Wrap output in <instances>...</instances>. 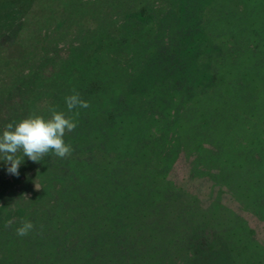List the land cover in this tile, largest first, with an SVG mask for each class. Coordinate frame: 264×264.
Instances as JSON below:
<instances>
[{
	"label": "trees",
	"instance_id": "trees-1",
	"mask_svg": "<svg viewBox=\"0 0 264 264\" xmlns=\"http://www.w3.org/2000/svg\"><path fill=\"white\" fill-rule=\"evenodd\" d=\"M157 1L155 10L154 0L145 4L138 0L132 7L126 4L127 14L121 18V14H115L121 22L113 19L110 23L106 14L98 22L99 28L92 34L83 28L77 44L69 40L62 53L57 45L43 50L41 55L36 50L28 51L32 55L25 60V77L16 67L22 50L17 52L14 48L29 43L24 36H33V30H24L28 25L26 14L37 3L0 0V50L11 52L9 62L0 63L1 74L5 73L4 77L0 74V132L8 123L15 125L30 116L50 118L51 109L63 112L77 124L64 136L72 146L71 154L61 158L49 153L41 160L48 162L50 158L55 178L59 175L63 180L54 200L61 193L66 198L59 204L57 199L54 205L66 207L64 201L69 200L68 221L73 225L66 245L79 251L76 264H117L123 260L130 264H214L220 257L225 260L223 253L230 259L227 264L239 263L241 249L235 254L226 236L236 234L235 230L244 229V225L229 226L232 217L226 215H233L229 209L217 201L203 208L165 179V171L172 163L169 156L177 153L181 138L193 130H183L185 122L192 127L195 124V137L208 144L207 151L193 153L196 164L200 163L201 175L225 186L243 207L264 220V56L258 54L241 65L234 63L240 71L235 84L223 78L221 84H216L224 93L213 101L219 110L211 111L206 106L201 111L195 109L194 94H188L187 89L197 87L199 82L185 75L188 69L196 70V64L188 59L196 49L195 33L191 31L195 27L178 23L187 8L183 5L185 0ZM251 1L240 2L247 7ZM233 5L244 7L237 2ZM257 5L263 9L264 1ZM133 7L140 9V18L135 16ZM163 7L167 9L165 14L174 11L167 13L164 20L158 16ZM76 8L78 16L86 21L93 16L87 14V9L78 5L75 11ZM99 9L94 8L96 12ZM200 11L207 12L204 8ZM54 12L51 9L46 20H51ZM144 14L148 18L142 20ZM74 15L71 13L69 20ZM153 22L157 32L152 40ZM18 23L24 33L4 48L1 36ZM42 26L46 38L50 31H46V23ZM90 36L93 44L89 47ZM205 43L202 38L204 48ZM251 50L258 53L259 45L253 44ZM198 70L202 71L201 76L206 75L203 67ZM40 74L49 77L44 79L49 101L43 109L32 112L24 106L27 111L22 115L15 97L24 93L36 97ZM24 77L27 79L23 84V79L16 82ZM13 82L18 85L10 96ZM237 85L238 91L234 90ZM74 93H79L90 106L69 111L66 97ZM225 97L229 98L228 106L222 105ZM189 104L190 109L184 111L183 106ZM24 159L29 160L26 156ZM197 168L195 171H199ZM5 210L3 201L0 227L6 224L2 218ZM65 211L62 208L60 215ZM233 222L237 223L235 219Z\"/></svg>",
	"mask_w": 264,
	"mask_h": 264
},
{
	"label": "rangeland",
	"instance_id": "rangeland-1",
	"mask_svg": "<svg viewBox=\"0 0 264 264\" xmlns=\"http://www.w3.org/2000/svg\"><path fill=\"white\" fill-rule=\"evenodd\" d=\"M137 1L36 0L37 4L34 7L32 6L26 14L28 25L26 26V30H24H33V36H24L26 37L24 39L29 40V43H24L22 46L19 44V48H14L16 47L14 46L16 43L12 46L17 52L19 49L22 50V57L18 63L16 62V67L21 72H24L26 77L27 70L26 67L24 68L26 66L25 60L26 57L28 58V55H32L27 54L28 51L36 50L41 55L43 50L57 45L58 51L62 53L66 50V44L69 40L73 42V45L77 44L78 38L83 33L81 31L83 28L89 30L90 34H92L96 28L100 27L98 22L106 14H109L108 19L110 23L113 19L121 22L120 18L123 17V13L129 12L124 8L125 5L129 4L131 6L133 3L136 4ZM141 1L145 4L149 0ZM240 1L243 0H185L183 3L187 8L183 11L184 13L180 16L182 20L178 21V23H183L180 26H184L185 24L195 27L191 31L195 33L193 38L195 39L194 45L196 49L188 55V59H190V62L196 64V70L191 71L188 69L185 75L193 77L195 83L199 82L197 87L187 89L188 94L191 96L194 94V104L192 105H195L194 108L197 110L199 109L201 111L205 106L211 111L215 109L219 110V106L213 101L224 96V93L221 86H216V84L218 82L221 84L222 78L223 80L231 79V83L235 84V80L238 79L240 71L239 66L237 67L234 63L241 65L243 62H247L248 58L253 60L258 54L264 56V8H259L257 5V3H262L264 0H252L249 5L246 3L248 5L247 7L241 5L243 2ZM67 2H69V5ZM234 2L244 7L238 9L234 7ZM153 3H155V10L158 8L159 2L154 0ZM77 5L80 6V9H87V14L92 13L93 16H96L98 13L97 18H93L91 15V17L88 16L87 21L84 20L85 17H82L80 14L78 16V9L76 8V11L74 9ZM95 6L100 7L98 12L94 10ZM177 6L176 4L175 7L177 8ZM202 8L207 12H201L200 10ZM51 9L55 11V14L50 18L51 20H46L45 15H48ZM133 10L136 12L135 16L140 18V9L137 8L136 10L133 7ZM162 10L158 11V16L163 18L162 20L167 18V13L174 12L172 10L165 14L166 7H163ZM71 13H75V17H72L74 21L69 20L71 19L69 17ZM115 14H121L120 18ZM144 15L141 18L142 20L148 18L147 14ZM67 20L68 23L65 24ZM43 23H46V31H50L46 38L44 36ZM155 26L156 22H153L154 32L151 36L152 40L157 32L154 29ZM22 27L18 23L11 32H7L1 36V43L4 44V48L12 44L16 37L20 36ZM221 28L223 30H220ZM92 38L90 36L89 40H87V46L89 47V44H93ZM202 38L206 41L205 48L202 44ZM16 40L18 41L19 39ZM253 44L259 45V52L256 54L252 53L251 50ZM9 54H11L10 51ZM9 54L8 49L0 50V63L3 61L9 62ZM61 57L64 56L61 55ZM30 59L28 62L32 64L31 61L33 60L32 58ZM37 60L40 61L38 58ZM199 67H203L206 75L201 76L200 73L202 71L198 70ZM1 76L4 77L5 73L1 74ZM25 77L18 78L16 82L19 84L23 79V84L24 80L27 79ZM47 78L49 77L41 75L40 83L38 82L35 87V93H38V97L25 93L21 94L17 99L15 97L16 102L19 103H17L16 108L20 109L22 115L24 114V106L26 105L29 106L27 107L28 110L32 112L35 108L43 109L48 103L49 100L46 93L48 92V85L47 81L44 80ZM18 84L14 82L11 84L14 90L10 89V96H12L13 91L15 92ZM238 89L237 85L234 90L238 91ZM201 91L207 92L208 95H205ZM224 100L222 105L225 106L226 103L228 106L229 98L225 97ZM189 109L190 104L183 106L184 111H188ZM186 123L182 125V129H187V132L188 129L193 130H190L185 135V139L181 138L182 142L177 147V153L169 156L168 160H171L172 163L165 171V179L169 180L173 184V187L193 197L196 203L203 208L217 201V203L229 209L233 213V215H226L227 218L232 217L229 226L244 225V229L239 227L235 230L237 235L231 233L232 236H226L228 245H233L232 249L234 248L233 252L235 254L241 249L239 251V253L241 252L239 255V263L237 264H264V220L253 212L248 211L246 206L243 207L238 200L233 198L225 186L216 185L210 177L201 175V168L199 170L198 167L200 163L198 165L196 164L197 161L194 160L193 153L201 154L200 151H207L208 144L207 141L195 137L197 133V130L194 128L195 124L192 127L190 122L188 124ZM198 144H200V147ZM18 155L22 156L19 153ZM49 161L33 162L30 159L26 161L23 158V162L19 167V175L16 176L10 174L7 171L8 164L0 160V180L4 179L2 181L3 184L0 186V203L4 201L6 205V210L2 215L6 224L5 227H0V264H76L75 259L80 258L79 251L75 247L70 250V246L68 247L66 245L70 241L71 236L69 234L72 233L73 225L72 222L69 223L68 221L70 219V211H68L70 210V206L68 205L69 200L67 198L64 201V203H67L66 207L54 205V201L58 199L57 204H59L64 197L66 198V195L61 193L62 195L54 200L57 197V192L63 180L59 175L55 178L56 171L51 166L52 160L50 158ZM195 168L199 171H195ZM68 195L70 194L67 192ZM62 208L66 211L60 215ZM234 219L237 223L233 222ZM9 220L13 221L11 226H8ZM223 220L225 221V218ZM24 221H31L35 225V228L28 235L19 236L16 230ZM223 256L225 260H222L220 257L214 261V264H217L216 262L219 261L224 264L230 263L228 255L223 253ZM122 262H118L117 264H130L127 260H123ZM99 264L105 263L102 262ZM196 264H201V261Z\"/></svg>",
	"mask_w": 264,
	"mask_h": 264
},
{
	"label": "clouds",
	"instance_id": "clouds-1",
	"mask_svg": "<svg viewBox=\"0 0 264 264\" xmlns=\"http://www.w3.org/2000/svg\"><path fill=\"white\" fill-rule=\"evenodd\" d=\"M66 105L69 111L90 106L79 93L67 96ZM51 112L50 118L35 115L24 118L15 125L10 122L0 132V160L8 164L7 171L10 174L19 175V167L25 156L33 162H39L49 153L61 158L71 154L72 146L65 142L64 136L72 132L77 124L61 111L51 109ZM18 153H22V156ZM12 223L9 220L8 226ZM34 228L31 221H24L17 228V235L26 236Z\"/></svg>",
	"mask_w": 264,
	"mask_h": 264
}]
</instances>
